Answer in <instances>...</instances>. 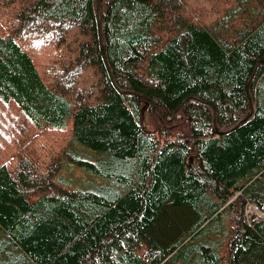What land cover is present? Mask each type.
I'll use <instances>...</instances> for the list:
<instances>
[{
	"label": "trees",
	"instance_id": "1",
	"mask_svg": "<svg viewBox=\"0 0 264 264\" xmlns=\"http://www.w3.org/2000/svg\"><path fill=\"white\" fill-rule=\"evenodd\" d=\"M248 206L264 0H0V264H264Z\"/></svg>",
	"mask_w": 264,
	"mask_h": 264
},
{
	"label": "rangeland",
	"instance_id": "2",
	"mask_svg": "<svg viewBox=\"0 0 264 264\" xmlns=\"http://www.w3.org/2000/svg\"><path fill=\"white\" fill-rule=\"evenodd\" d=\"M245 214H254L256 218L264 219V214L262 212L258 211L253 206H248L245 210Z\"/></svg>",
	"mask_w": 264,
	"mask_h": 264
},
{
	"label": "water",
	"instance_id": "3",
	"mask_svg": "<svg viewBox=\"0 0 264 264\" xmlns=\"http://www.w3.org/2000/svg\"><path fill=\"white\" fill-rule=\"evenodd\" d=\"M96 8L98 9V4H97ZM100 27H101V23H100V21H98L97 29H98V35H99V38H100V36H101ZM100 44H101V41H100ZM101 47H102V50H104L102 44H101ZM104 62H105V60H104ZM105 64H106V62H105ZM106 67H107V64H106ZM107 69H108V68H107ZM108 71H109V70H108ZM251 112H252V111H251ZM192 158H193V157H189V159H188L189 163L192 162Z\"/></svg>",
	"mask_w": 264,
	"mask_h": 264
},
{
	"label": "bare ground",
	"instance_id": "4",
	"mask_svg": "<svg viewBox=\"0 0 264 264\" xmlns=\"http://www.w3.org/2000/svg\"><path fill=\"white\" fill-rule=\"evenodd\" d=\"M210 233H211V232H210ZM210 233H209V234H210ZM223 233H224V232H222V234H223ZM213 234H214V233H213ZM220 234H221V233H220ZM227 234H228V233H227ZM225 237H226V236H225ZM227 238H228V237H227ZM212 240H213V239H212ZM210 241H211V240H210ZM213 241H214V240H213ZM216 241H219V240H216ZM216 241H215V242H216ZM224 241H225V240H224ZM226 241H227V239H226ZM217 247H218V246H217ZM221 247H222V246H221ZM224 258H225V257H224ZM226 260H227V259H226Z\"/></svg>",
	"mask_w": 264,
	"mask_h": 264
}]
</instances>
